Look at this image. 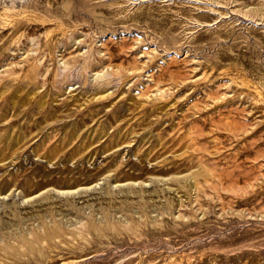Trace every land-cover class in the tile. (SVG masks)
<instances>
[{
    "label": "rangeland",
    "instance_id": "1",
    "mask_svg": "<svg viewBox=\"0 0 264 264\" xmlns=\"http://www.w3.org/2000/svg\"><path fill=\"white\" fill-rule=\"evenodd\" d=\"M0 264H264V0H0Z\"/></svg>",
    "mask_w": 264,
    "mask_h": 264
},
{
    "label": "bare ground",
    "instance_id": "2",
    "mask_svg": "<svg viewBox=\"0 0 264 264\" xmlns=\"http://www.w3.org/2000/svg\"><path fill=\"white\" fill-rule=\"evenodd\" d=\"M10 3H11V1H10ZM66 3V2H65ZM90 4V3H89Z\"/></svg>",
    "mask_w": 264,
    "mask_h": 264
}]
</instances>
